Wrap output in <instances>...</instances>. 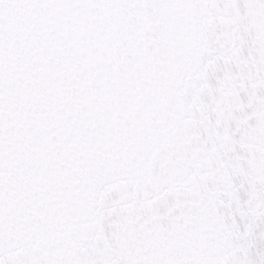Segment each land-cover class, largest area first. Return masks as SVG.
I'll use <instances>...</instances> for the list:
<instances>
[{
    "label": "snow or ice",
    "instance_id": "1",
    "mask_svg": "<svg viewBox=\"0 0 264 264\" xmlns=\"http://www.w3.org/2000/svg\"><path fill=\"white\" fill-rule=\"evenodd\" d=\"M0 264H264V0H0Z\"/></svg>",
    "mask_w": 264,
    "mask_h": 264
}]
</instances>
